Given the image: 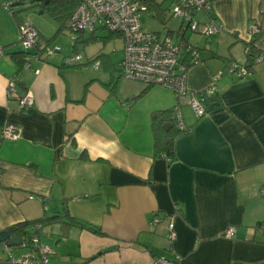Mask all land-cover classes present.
I'll list each match as a JSON object with an SVG mask.
<instances>
[{
	"label": "crops",
	"instance_id": "0c3cea01",
	"mask_svg": "<svg viewBox=\"0 0 264 264\" xmlns=\"http://www.w3.org/2000/svg\"><path fill=\"white\" fill-rule=\"evenodd\" d=\"M21 1L0 0V46L6 49L14 43L5 34L16 37L24 23ZM211 1L203 23L217 20L220 33H184L201 53V63L188 72L189 90H218L206 96L202 118L188 98L123 78L124 45L119 55L91 50L92 35L84 34L72 50L33 59L31 69H20L11 57L23 49L6 52L0 60V232L60 217L39 231L55 253L50 264H156L159 258L264 264V61L254 62L264 52V0ZM5 2L14 5L15 17L3 9ZM156 2L166 15L176 4ZM48 16L34 25L45 44L54 36L62 44L68 19ZM253 26L259 28L254 37ZM252 41L258 52L250 59ZM72 54L82 60L66 65ZM233 63L249 68L244 79L229 73ZM27 94L34 103L22 109ZM178 105L187 131L175 137L172 157L157 155L153 116L162 120ZM8 125L20 128V139L3 137ZM172 221L176 239L169 242ZM231 228L236 235L227 238Z\"/></svg>",
	"mask_w": 264,
	"mask_h": 264
},
{
	"label": "built area",
	"instance_id": "2783aa9c",
	"mask_svg": "<svg viewBox=\"0 0 264 264\" xmlns=\"http://www.w3.org/2000/svg\"><path fill=\"white\" fill-rule=\"evenodd\" d=\"M33 0H23L19 3L22 8L34 6ZM3 7L10 15L14 14V5L5 2ZM146 11L138 0H81L74 10L67 28L72 40L77 41L80 33L95 34L99 29H106L112 33L120 34L124 42V57L120 64L121 76L128 81L144 84L147 87L162 86L174 92L178 100L188 98V104L198 118L208 113L205 104L206 96H215L218 93L216 86L207 88L202 92H192L188 88V72L191 66L201 63V53L198 48L184 43L182 40L176 42L173 35L167 30L166 33H154L144 27L143 14ZM213 11L211 0H176L172 16L182 18L188 23L187 29L193 33L213 37L222 30L217 20L211 18L209 23H202L196 19L197 14L209 15ZM184 25V23H182ZM20 44L25 54V68L31 69L33 59H40L43 55H52L58 51L50 49L42 41L36 26L30 22H24L20 27ZM259 33L257 26L252 27V36ZM6 48L0 46V60L6 55ZM249 52V48L247 49ZM82 60L79 54L66 58V65L74 66ZM264 61V52L254 59L255 63ZM101 62H96L95 67H100ZM39 72V71H36ZM247 66L233 63L229 73L238 79H244L248 73ZM220 73L215 82L222 77ZM16 80L12 79L8 91L14 92ZM34 103L31 94H27L20 100L22 109L32 106ZM174 118L181 130H186L180 105L174 109ZM3 137L10 141L21 138V130L18 126L8 125L1 130ZM179 209V208H178ZM35 231L21 238L19 246H4L3 252L9 255V260L15 264H50L51 257L55 254L51 247L41 241V224L33 226ZM236 229L227 231V238H234ZM176 239L175 224H169L168 241ZM12 248L28 249L27 255L22 258L13 257ZM2 255L0 254V263ZM156 264H181V261H169L159 258Z\"/></svg>",
	"mask_w": 264,
	"mask_h": 264
},
{
	"label": "trees",
	"instance_id": "16d2710c",
	"mask_svg": "<svg viewBox=\"0 0 264 264\" xmlns=\"http://www.w3.org/2000/svg\"><path fill=\"white\" fill-rule=\"evenodd\" d=\"M138 1L142 7L146 8V11L144 12L143 17L145 16V14L150 15L155 21H158L162 26H164L165 30L166 31L168 30L171 35L174 36V34H177L180 37V39L184 40L183 41L184 43L193 46L184 37V33H185L184 25H181V29L178 32H173L169 28H167L168 23H169L172 16L170 17V16L166 15V12H165L163 6L158 4L156 2V0H138ZM33 2L35 3L34 6H32L29 9L28 8H22L20 6L21 10L25 11V10L34 9L35 7H39V8H41L42 11L47 12L56 20L60 21L63 19L64 20L68 19L67 23H66L68 25V22L72 16L74 10L80 4L81 0H51L48 4L45 3V0L42 2H38L37 0H33ZM15 15H16V11L14 9V14L11 16L15 17ZM143 23H144V20H143ZM20 27H19V30H20ZM144 27H145V25H144ZM62 29L59 30V32L57 33L58 36L61 33V31H63ZM151 32H153V31H151ZM154 33H158V32L154 31ZM84 34L85 33H80L78 35L77 41L74 42L75 46L79 42V39L84 36ZM91 35L92 36L89 37V40H88V42H90V43H95V42H101L102 43L103 42V43L107 44V42L111 41L115 36L122 38L121 35L117 34V33H112L109 36H105V37H96L94 35V33ZM56 38H57V36H54L52 39H50L49 42L46 43V46L48 47L49 44H51L53 41L56 40ZM193 47L197 48L196 46H193ZM248 48H249V52H247V55L251 59L252 57H255L256 53L258 52L256 49V46H255V41L254 42L252 41V42L247 44L246 51ZM11 57L20 69L25 67L24 51L22 53H13L11 55ZM192 67L193 66H191L190 69ZM169 113H170V115L168 117H164L162 120H161L160 116H158L157 114H155L153 116V132H154V138H155L156 154L157 155L163 154V155H166L167 157L170 158L173 155L175 137L178 136L180 133H184L187 130H181L178 127L176 119L174 118V110L170 111ZM59 220H60V217L57 216V217L39 220V221H35V222H24V223H20V224H17V225L10 227L8 229V232L11 235H17L18 237L23 239L25 236H29L32 234L30 228L31 227L33 228L34 225H36V224L42 225L46 222L51 223V222H56ZM77 224L82 229H85L91 233H94V234L99 235V236L103 235L102 231L98 228H95V227L89 226V225H84L80 222Z\"/></svg>",
	"mask_w": 264,
	"mask_h": 264
},
{
	"label": "rangeland",
	"instance_id": "374dc122",
	"mask_svg": "<svg viewBox=\"0 0 264 264\" xmlns=\"http://www.w3.org/2000/svg\"><path fill=\"white\" fill-rule=\"evenodd\" d=\"M168 6L171 7V4L168 3ZM3 9L5 11H7L4 7H3ZM173 9H174V6L168 12V15H170V17L172 16ZM41 13H44L41 10V8L35 7L34 9H30V10H27V11L21 13L20 17H21V20L23 22H30L32 24H34L33 20H36V19H40V20L43 19L44 20V18H47V19L51 20V18L48 16V14L45 13L44 15H41ZM31 16H32V19H29ZM196 19L203 23L206 20V14L199 13L196 16ZM143 20H144L145 28L148 31H153V32L154 31H158V33H163V34L167 32L165 30L164 26H162L158 21H154V19L150 15H145L143 17ZM1 22H3V19L0 16V23ZM182 23H184V28H187L188 23L184 22L182 20V18H175V17L172 16L170 21H169V23H168L167 28L171 29L172 31H177L180 28V26L182 25ZM14 27H15V25H14ZM61 34H62V39H61V43L62 44H56L53 41L51 44H49V48L50 49L58 48L59 52L61 50L63 52L67 51L68 48L70 50H72L74 41L71 38V35H70L71 33L68 30V28H67L65 33H61ZM96 34L99 37H105V36H109L112 33L110 31L106 30V29H99L96 32ZM185 34L187 35V38H189L192 35L193 36L195 35V33H193L190 29H187ZM5 35H6L7 39H11V41H13V43H14V45H12V46L8 47L7 49H5L6 52L9 51V50H22L23 49L21 44H20V42H19L20 41V32H18L16 37H15L14 34H5ZM60 36L61 35L59 34L58 37H60ZM202 37H205V36H202ZM205 38H207V37H205ZM123 45L124 44H123L122 38H120L118 36H115L111 41L107 42V44L103 43V42L102 43L95 42L94 44L89 45V48L91 50H94V49L105 47L106 49H109L111 53H113V51L116 50L117 51L116 55H119L121 53ZM72 55H74V54H72ZM72 55H70V56H72ZM12 252H13V257L22 258L23 256L28 254L29 250L28 249H24V248L23 249H16V248L14 249V248H12ZM0 254L2 255V262L0 264H15V263L12 262V260H9V255L7 254V252L6 253L3 252V248H0Z\"/></svg>",
	"mask_w": 264,
	"mask_h": 264
},
{
	"label": "water",
	"instance_id": "95a60500",
	"mask_svg": "<svg viewBox=\"0 0 264 264\" xmlns=\"http://www.w3.org/2000/svg\"><path fill=\"white\" fill-rule=\"evenodd\" d=\"M38 2H42L44 0H37ZM51 0H45V3L48 4ZM218 107L219 104H214L211 106L213 107ZM9 244L10 246H19L21 243V238L18 237L17 235H11L8 230H4L0 232V247L4 246L5 244Z\"/></svg>",
	"mask_w": 264,
	"mask_h": 264
}]
</instances>
